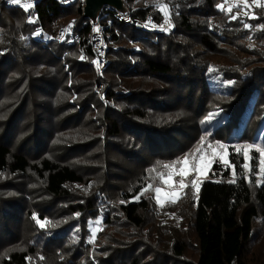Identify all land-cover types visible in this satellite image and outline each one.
<instances>
[{
	"label": "trees",
	"instance_id": "obj_1",
	"mask_svg": "<svg viewBox=\"0 0 264 264\" xmlns=\"http://www.w3.org/2000/svg\"><path fill=\"white\" fill-rule=\"evenodd\" d=\"M155 1L124 3L132 18L162 22ZM163 1L168 33L102 13L104 102L78 1L36 0L25 11L0 0V264H264V183L241 178L245 158L233 151L264 122V7L252 6L257 18L233 7V20L224 0ZM68 21L73 45L29 36ZM203 137L228 146L235 177L214 162L198 192L195 173L185 179L175 203L140 195L160 185L150 177L169 171L161 165L209 151ZM258 155L248 152L253 171Z\"/></svg>",
	"mask_w": 264,
	"mask_h": 264
},
{
	"label": "snow or ice",
	"instance_id": "obj_2",
	"mask_svg": "<svg viewBox=\"0 0 264 264\" xmlns=\"http://www.w3.org/2000/svg\"><path fill=\"white\" fill-rule=\"evenodd\" d=\"M12 3L19 4L21 7L27 11L32 7L31 3L22 2V0H11ZM252 5L257 7H264V4H261L260 0H252V4L248 3V0H242L241 3H236L232 6L227 8V12L230 14L231 19L235 20L239 18V11L235 14L232 13V8L235 7L239 10H243L245 15L250 16V18H257L254 14L249 13L247 9L251 8ZM156 7L165 12V22H169L168 18V7L167 4L162 3V0H157ZM222 11H224V6L219 5ZM245 28L251 29L252 26L245 24ZM71 27V26H69ZM262 30H264V25L260 26ZM67 31V29H65ZM99 32V28L96 29ZM80 59H84V56H81ZM214 69L210 68L209 71H213ZM218 114V113H216ZM216 114H210L207 118L209 121L214 118ZM207 141V149L211 152L212 158H208V153L205 152L203 147L197 149L199 153L198 156L195 158L193 154H188L187 156L183 157L180 160L174 161L170 164L161 165L162 168L168 169L169 171L160 172L157 174V177H150V179H159L160 185L157 187H153L151 183H149L146 187L141 190L140 195H143L145 192L151 190L154 192V196L152 197L158 205L163 207L164 203L171 202L175 203L179 199V193L177 190L182 191L183 189L189 187L188 184L185 183V179L190 176L192 173H196V178L191 181V187L195 188L196 191H199V177L204 175L210 165L213 162L222 163L226 168L232 169V175L235 177L236 173V166L232 164L227 156L229 155L228 146L216 143L215 145L208 140L207 137H203L201 139V145H204ZM219 150V151H218ZM255 150L259 155L255 157L256 160V168L255 171L250 166L249 160L252 159L248 156V152ZM233 151L237 154L244 156L245 161L240 165V176L241 178H247L248 182H252V176H259L260 179H257V183L261 184L264 183V146L262 145H245L243 147L236 146L234 147ZM152 171H156L153 169ZM246 173H251L249 176H245ZM179 177V179H176ZM235 179L229 181V183H235ZM164 189H167L166 191ZM137 199L139 197H136ZM123 203V201H122ZM39 223V221H38ZM48 223L47 221L40 223L41 227H45V224ZM94 235V234H93Z\"/></svg>",
	"mask_w": 264,
	"mask_h": 264
},
{
	"label": "built area",
	"instance_id": "obj_3",
	"mask_svg": "<svg viewBox=\"0 0 264 264\" xmlns=\"http://www.w3.org/2000/svg\"><path fill=\"white\" fill-rule=\"evenodd\" d=\"M36 0H22V2H27L31 3L33 6ZM65 2L71 1V0H64ZM79 2V4H83L84 0H76ZM163 1V0H162ZM12 3V2H11ZM156 2H153L152 6L156 7ZM164 3V1L162 2ZM15 4V3H13ZM165 4V3H164ZM20 6L19 4H15ZM159 10V9H158ZM162 12V11H161ZM110 13L113 17L117 18L118 20H122L128 23H131L134 28L138 29H144L150 32H153L154 34H162V33H167L171 30L172 25H167L163 24L161 22L154 21L150 18L146 19H136L132 18L129 10L127 8V12L125 14H122L118 11L113 10L111 7H105L101 14L100 17L98 18L96 23H91V29L89 33V44L91 46V49L95 52V66L97 73L99 75V79L94 83V91L101 97V99L105 102L106 98L102 92L103 87H104V80H102L104 76V71L108 67V58L105 56V52L108 49V45L106 43V38H105V24L103 21H101V16L103 14ZM33 14V19L29 20V23H34V21L37 18V14L34 12ZM162 14L166 15L165 12H162ZM169 16V12L167 13ZM30 17V16H29ZM111 19L108 18L106 23H110ZM71 26V27H69ZM99 28V32L96 31V29ZM67 29V31H65ZM29 36L31 38H36V39H43L44 41H55L58 44H65V45H73L77 43L80 40V37L77 33L73 31L72 24L71 23H66L65 25H62L57 28V30L54 33L48 34L45 33L42 27H36L30 34ZM120 45L114 46V48L119 47ZM80 58V57H79Z\"/></svg>",
	"mask_w": 264,
	"mask_h": 264
},
{
	"label": "rangeland",
	"instance_id": "obj_4",
	"mask_svg": "<svg viewBox=\"0 0 264 264\" xmlns=\"http://www.w3.org/2000/svg\"><path fill=\"white\" fill-rule=\"evenodd\" d=\"M156 2V1H155ZM163 2V1H162ZM260 2H261V4H264V0H260ZM164 3L165 4H167L165 1H164ZM236 3H241L242 4V0H224V1H222L221 3H220V5H225L227 8L229 7V6H232V5H234V4H236ZM248 3L249 4H252V0H248ZM152 4H153V2H152ZM18 6V5H17ZM253 6V5H252ZM21 7V6H20ZM167 7H168V12H169V16H168V18H169V22H165V17H164V15L162 14V12L160 11V10H158V9H156L155 7V9L156 10H158L160 13H161V16H162V22L161 23H163V24H167V25H172V27H173V21H172V17H171V12H170V7H169V5L167 4ZM23 8V7H22ZM252 8V7H251ZM251 8H249V9H247V11L249 12V13H252L253 14V12L251 11ZM24 9V8H23ZM29 10H31V8L29 9ZM243 13H244V11L243 10H241ZM30 16V17H29ZM28 19L29 20H32L33 19V14L32 13H30L28 16H27V22H29L28 21ZM66 23H71V21H68V22H66ZM66 23H64V24H62V25H65ZM61 25V26H62ZM58 27H60V26H58ZM57 27V28H58ZM172 29V28H171ZM44 30V29H43ZM57 30V29H56ZM55 30V31H56ZM45 31V30H44ZM55 31H53V32H51V33H54ZM171 31V30H170ZM169 31V32H170ZM46 32V31H45ZM51 33H48V34H51ZM168 33V32H167ZM27 36H28V33H27ZM106 43H107V45H109L108 44V42H107V40H106ZM113 44V47L114 46H116V45H119L118 43H112ZM137 47H139V45L137 44L136 45ZM118 48V47H117ZM107 51H108V49L106 50V52H105V56L107 57ZM81 56H84V58H86L87 56L85 55V53L84 52H81L80 53V55H79V57H81ZM91 62H92V66H93V68H94V71H95V74H96V76H99L98 75V73H97V70H96V66H95V58H93L92 60H91ZM104 77H105V72H104V76H103V78H102V80H104ZM104 86H105V80H104ZM213 88L215 89V90H218V91H224L225 90V87L223 86V85H218V84H213ZM93 90H94V85H93ZM75 94H73V96H74ZM263 137H264V122H262V124L260 125V127H259V130H258V132H257V134L255 135V137H253V139H252V144H254V145H262V142H263ZM206 153H208V158H212V156H211V152L210 151H205ZM214 163V162H213ZM213 163L210 165V167H212V165H213ZM210 167H209V169H208V171L204 174V175H202V176H200L199 177V180L200 179H202V178H204V177H206L207 175H208V173H209V171H210ZM213 170H215V167L213 168ZM194 178H196V173H195V175H194ZM193 178V179H194ZM138 188V187H137ZM165 191L167 190V189H164ZM178 191V193H179V196H180V194H181V192L183 191H180V190H177ZM131 193L130 192H124L123 193V196H129ZM153 196H154V194H153ZM165 203H167V201L165 202ZM164 203V204H165ZM158 206H160V205H158ZM100 221H101V219H97V220H95L94 221V223H93V226H92V228H91V237H92V244L90 245V252H92V250H93V248H94V241L96 240V238H97V235H98V230H99V223H100ZM94 234V235H93Z\"/></svg>",
	"mask_w": 264,
	"mask_h": 264
},
{
	"label": "water",
	"instance_id": "obj_5",
	"mask_svg": "<svg viewBox=\"0 0 264 264\" xmlns=\"http://www.w3.org/2000/svg\"><path fill=\"white\" fill-rule=\"evenodd\" d=\"M3 1L11 2V0ZM105 7H111L122 14L127 12L124 0H84L82 4V17L87 18L90 23H96Z\"/></svg>",
	"mask_w": 264,
	"mask_h": 264
}]
</instances>
